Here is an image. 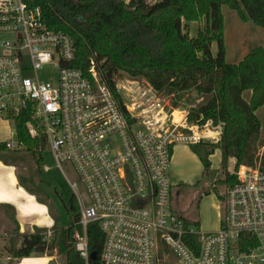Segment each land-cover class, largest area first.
Listing matches in <instances>:
<instances>
[{"label": "built area", "instance_id": "built-area-1", "mask_svg": "<svg viewBox=\"0 0 264 264\" xmlns=\"http://www.w3.org/2000/svg\"><path fill=\"white\" fill-rule=\"evenodd\" d=\"M76 53L73 37L50 28L39 5L0 0V115L15 122L30 108L31 136L45 137V151L78 202L74 248L81 264H91L95 223L104 234L101 264H264L261 157L234 161L235 182L221 194L220 227L202 230L174 210L173 148L220 145L224 122L192 120L172 94L144 78L122 76L111 86L94 55L87 71L73 66ZM47 66L57 68L55 78L40 77ZM6 146L25 147L19 140Z\"/></svg>", "mask_w": 264, "mask_h": 264}, {"label": "trees", "instance_id": "trees-1", "mask_svg": "<svg viewBox=\"0 0 264 264\" xmlns=\"http://www.w3.org/2000/svg\"><path fill=\"white\" fill-rule=\"evenodd\" d=\"M25 1L42 8L50 28L73 37L77 47L73 66L87 71L89 57L94 55L109 85L122 76L144 78L159 91L172 94L174 105H179L176 100L178 92L196 90L204 94L205 101L190 109L191 119L203 115L205 119L211 117L225 124L220 143L225 168L230 157L236 159V165L251 164L259 159L257 141L261 121L257 110L264 105V46L253 48L239 62H229L222 6L228 4L237 8L244 18L249 17L264 27V0H155L152 5L146 0H129L127 3L126 0ZM202 17L206 19V25L198 29L196 36L183 32L184 25ZM213 42L217 44L216 54L212 51ZM247 91L251 93L248 99L244 97ZM30 112L28 108L15 117L16 134L23 142V148L30 153L36 165L35 172L39 174L43 170L46 139L42 134L31 136L27 126L32 120ZM206 146L204 143L195 144L192 149L205 166L204 174L216 183L217 173L211 169L210 161L214 149ZM8 151L6 142H1L0 161L16 168L26 162L18 150H13L12 154H7ZM261 159L264 163V156ZM225 170V177L217 181L226 189L235 182V175ZM18 179L20 185L35 194L40 202H47L46 193L45 197L37 194L34 176L30 175L32 180H28L18 175ZM67 210L72 212V223L58 229V222L52 215L56 229L50 239L44 237L47 230L21 234L15 228L20 241L17 246L10 245L12 255L28 257L35 253L49 256L65 253L67 264H81L74 248L75 223L79 217L74 196ZM12 219L15 221L14 211ZM103 241L104 234L98 224L90 225L89 248L97 255L91 259V264H101Z\"/></svg>", "mask_w": 264, "mask_h": 264}, {"label": "rangeland", "instance_id": "rangeland-1", "mask_svg": "<svg viewBox=\"0 0 264 264\" xmlns=\"http://www.w3.org/2000/svg\"><path fill=\"white\" fill-rule=\"evenodd\" d=\"M127 2H129V0H126V3ZM146 2L149 5H152L153 3H155V0H146ZM222 12L224 16L223 34L227 51V60L229 62H239L253 48L264 46V27L255 23L249 17L244 18L237 8L231 7L228 4H224L222 6ZM182 23H185L184 18L182 19ZM205 25L206 19L202 17L197 21H192L189 22L188 25H184L183 32L188 33L190 36H196L198 29L204 28ZM212 51L214 54L217 53L216 42L212 43ZM56 74L57 68L55 66H47L39 71V75L43 79L55 78ZM250 94L251 93L247 91L244 93V97L248 99L250 98ZM171 97H173V95ZM176 100L177 103L182 106H180L181 108L190 110L192 107H197L198 104H201L203 101H205V97L204 94L198 93L196 90H189L178 92L176 94ZM194 102L195 104H190ZM257 115L261 121V131L259 139L257 141V156L260 158L264 156V106L257 110ZM0 118H3L6 121L8 132L7 141L13 140L17 142L18 136L16 134V126L14 120L8 118L6 115H0ZM207 145L208 146L206 147L209 149H211L213 146L210 144ZM21 149H17L18 153L25 156L26 162H24L23 165L20 164V166L17 167L18 174L24 176L28 180L30 179V175L32 177L34 176L33 180L35 182V188L38 191L37 194L45 197L46 193V203H48L49 211L51 208V215L55 216L58 222L57 228L61 229L63 227H67L73 221L72 212H68L67 208L70 206V199L72 196H74V193L70 188V184L68 183L65 175L58 168L53 154L50 150H46L43 152V163L49 166L50 169L44 170L43 168V170H41V172L37 174L36 165L32 160L30 153L26 152L24 148ZM12 151L13 149H10L7 154H12ZM186 159L187 158L185 157V164L183 167H187V170L193 169V171L196 172L191 175L190 180L197 179L199 183L197 185H193V183H187V185L183 186L176 185L177 188H175L173 191L174 210L178 213L184 214L191 220L200 221L202 230H211L208 228L210 221L214 219L216 224H218L219 218L218 213L213 215L209 209L211 208L212 204L216 206V209L219 205L221 207V194L225 190L223 184H219L217 180L221 177H225V169H228V171L232 173L235 166L234 161L236 162V159L234 157H230L226 166L227 168H225L224 162L222 160L221 147L216 146L214 156L212 157V166L214 168V171H216L217 173L215 177L216 183H214L213 179L210 178L207 174V176L204 174V176L202 177L201 174L197 172L198 169L194 168V165L191 162L186 161ZM213 184H216V186H212ZM175 190L180 191L181 193L179 195H176ZM43 205L45 206L44 202ZM216 211H218V209ZM36 213L39 214V211H36ZM40 219L46 220V218L42 217L41 214ZM50 220V223H52V219ZM12 221V211H7V209H0V233H2V235L4 236V232L1 228L3 224L7 226L6 229L8 233V235L5 236V238L7 237L5 243L6 249L0 246L2 251H7H5V254H0V257L8 255L7 253H10L12 255V253L9 251L10 245H19L20 236L17 235V233L14 231V226L12 225L14 221ZM55 229V227H52L51 231L53 232ZM38 255L40 256L41 254ZM52 257V264H67V255L65 253H55V255H53Z\"/></svg>", "mask_w": 264, "mask_h": 264}, {"label": "crops", "instance_id": "crops-1", "mask_svg": "<svg viewBox=\"0 0 264 264\" xmlns=\"http://www.w3.org/2000/svg\"><path fill=\"white\" fill-rule=\"evenodd\" d=\"M264 106V105H263ZM13 133V132H12ZM8 132L6 121L3 118H0V143L7 142ZM214 149L213 153L210 155L211 169H214L212 166V157L215 153L216 146L212 147ZM222 153V150H221ZM187 158L186 161L191 162L194 165V168L198 169L197 172L204 176L205 166L200 158V156L192 149V145L178 143L173 148L171 166H170V177L174 184V189L177 186H183L193 183H199L196 180H190V177L193 173V169L187 170V167H183L185 164L184 158ZM184 161V162H183ZM17 168L11 165H7L4 162L0 161V209H7V211H14L15 221L13 222L14 229L18 230V233L28 234L34 233L37 229L42 230H52L54 226V219L51 217V208L49 211L48 203L40 202L37 199V196L28 192L24 187L19 183ZM197 181V182H195ZM176 191V190H175ZM181 192L176 191L175 194L179 195ZM28 198V202H27ZM36 208V209H35ZM220 205L218 206V211H216V206L211 205L209 209L212 214L218 213V224L212 219L209 223V229L205 231H214L220 227L221 217H220ZM39 211V214L36 213ZM40 214L42 217H45L46 220L40 219ZM52 219V223H50ZM50 220V221H49ZM198 221V220H197ZM200 223V221H198ZM4 236L0 233V246L5 248L7 233V226H1ZM6 249V248H5ZM4 250L0 248V254H5ZM8 255L0 257V264H52L53 257L48 254L39 253L32 254L28 257H14L10 253Z\"/></svg>", "mask_w": 264, "mask_h": 264}, {"label": "water", "instance_id": "water-1", "mask_svg": "<svg viewBox=\"0 0 264 264\" xmlns=\"http://www.w3.org/2000/svg\"><path fill=\"white\" fill-rule=\"evenodd\" d=\"M96 256H97V255H96V253H94V252H93V253H91V257H92V259H95V258H96Z\"/></svg>", "mask_w": 264, "mask_h": 264}, {"label": "clouds", "instance_id": "clouds-1", "mask_svg": "<svg viewBox=\"0 0 264 264\" xmlns=\"http://www.w3.org/2000/svg\"><path fill=\"white\" fill-rule=\"evenodd\" d=\"M217 146H220V145H217Z\"/></svg>", "mask_w": 264, "mask_h": 264}]
</instances>
